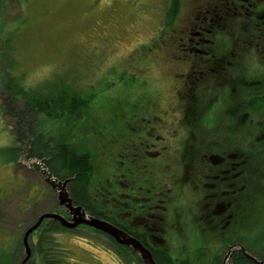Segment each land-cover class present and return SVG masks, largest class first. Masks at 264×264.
Returning <instances> with one entry per match:
<instances>
[{
    "label": "rangeland",
    "instance_id": "374dc122",
    "mask_svg": "<svg viewBox=\"0 0 264 264\" xmlns=\"http://www.w3.org/2000/svg\"><path fill=\"white\" fill-rule=\"evenodd\" d=\"M168 3L0 0V256L14 254L11 264L21 254L23 234L34 220L45 212L63 213L66 208L58 202L54 186L58 182L39 160L43 155L41 140H56L58 126L44 114L28 112L22 99L13 101L3 113L1 105L6 106L8 97H15L8 95L10 77L18 87L43 98L57 97L69 88L94 93L92 132L88 134L95 136L96 142L154 122L157 135L150 133L157 146L148 159L156 165L157 178L169 182L171 188L167 229L173 258L210 264L231 241L251 245L254 253L264 250V195L259 192L250 194L245 219L227 230L193 227L197 214L193 216L192 211L188 217L185 212L177 225L175 213H182L184 206L189 208L192 198L185 189L179 192L178 178L172 175L177 173L175 148L182 131L180 114L173 109L177 88L168 77L176 69L167 66L161 42L169 17ZM24 139L28 146L23 151ZM99 144L101 151L109 150ZM16 157L20 160L15 161ZM37 160L39 167L33 165ZM68 212L73 216L71 210ZM55 235L72 264H121L103 235L85 231L82 235L67 231Z\"/></svg>",
    "mask_w": 264,
    "mask_h": 264
},
{
    "label": "flooded vegetation",
    "instance_id": "af4514ba",
    "mask_svg": "<svg viewBox=\"0 0 264 264\" xmlns=\"http://www.w3.org/2000/svg\"><path fill=\"white\" fill-rule=\"evenodd\" d=\"M168 1L161 42L182 131L172 175L192 198L176 222L192 211L193 227L227 230L264 195V0ZM139 130L157 135L154 122Z\"/></svg>",
    "mask_w": 264,
    "mask_h": 264
},
{
    "label": "trees",
    "instance_id": "16d2710c",
    "mask_svg": "<svg viewBox=\"0 0 264 264\" xmlns=\"http://www.w3.org/2000/svg\"><path fill=\"white\" fill-rule=\"evenodd\" d=\"M14 79L10 77L6 84L8 95L15 97H8L6 106L1 105L3 113L8 110L7 106L22 99L28 112L44 114L57 124L56 140H41L39 146L43 155L39 160L58 183H66L65 191L71 206L80 208L87 219L98 224L85 222L70 229L57 219H45L29 239L32 255L26 264H72L68 261L67 250L56 240L55 234L65 231L105 236L121 264H198L189 258H173L165 240L164 205L166 208L169 205L171 189L166 180L157 178L156 165L148 159L153 151L151 133L131 127L126 129L129 132L125 135L117 132L110 134L107 141L96 142L95 136L88 134V131L92 132L94 93L69 88L57 97L43 98L37 92L18 87ZM30 138L33 142L34 138ZM26 142V139L22 141L23 151L28 146ZM98 143L109 150L101 151L97 148ZM17 159L19 157L14 158ZM39 160L33 165L39 167ZM63 205L60 204L66 211L61 213L62 216L72 222L73 216L68 212L70 206ZM118 238L129 240L130 244ZM23 249L16 256L15 264L22 263ZM223 249L222 254L213 257L212 264H264L263 249L254 253L251 245L244 247L234 241L228 242ZM13 255L0 256V264H11L15 259Z\"/></svg>",
    "mask_w": 264,
    "mask_h": 264
},
{
    "label": "water",
    "instance_id": "95a60500",
    "mask_svg": "<svg viewBox=\"0 0 264 264\" xmlns=\"http://www.w3.org/2000/svg\"><path fill=\"white\" fill-rule=\"evenodd\" d=\"M65 184H66L65 182L64 183L62 182V184L59 182L58 185L54 184V186L57 187L60 193L58 202L61 205L66 203L68 206H70L69 209L73 212L72 222H70L68 219H66L64 215L62 216V214L58 212H52V213L45 212L44 214H42L39 220L35 222L34 224H32L31 227L28 228L23 235L24 236L23 245L25 247V256L21 264H26V262L31 258L32 247H30L29 239L32 233L42 225V222L45 219H57L62 223L63 226L68 227L70 229H75L77 225H79L80 223H85V222H88L92 225L93 224L98 225L97 223L91 222L89 219H87L85 213H83L80 208H76V207L73 208L71 206V201H69L67 191H65ZM118 240H120L121 242H126L130 244L129 240L122 239V238H118Z\"/></svg>",
    "mask_w": 264,
    "mask_h": 264
},
{
    "label": "bare ground",
    "instance_id": "6f19581e",
    "mask_svg": "<svg viewBox=\"0 0 264 264\" xmlns=\"http://www.w3.org/2000/svg\"><path fill=\"white\" fill-rule=\"evenodd\" d=\"M25 249V248H24ZM19 264V263H18Z\"/></svg>",
    "mask_w": 264,
    "mask_h": 264
}]
</instances>
